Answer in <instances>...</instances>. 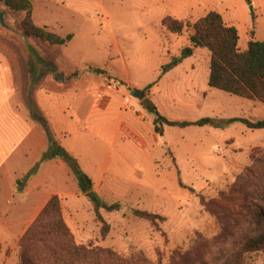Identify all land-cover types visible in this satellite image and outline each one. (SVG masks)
<instances>
[{
  "label": "rangeland",
  "instance_id": "rangeland-1",
  "mask_svg": "<svg viewBox=\"0 0 264 264\" xmlns=\"http://www.w3.org/2000/svg\"><path fill=\"white\" fill-rule=\"evenodd\" d=\"M28 1L36 27L61 38L70 34L72 39L64 46H50L26 36L20 29L24 14L0 5L6 24L14 31L0 27V163L9 159V168L19 163L16 167L20 172L25 160L20 155L12 156V147L24 135L29 113L34 118L40 115L57 145L67 131L69 142L75 140L76 148L84 151L95 142L88 134L78 140L74 124L83 130L86 103L97 99L102 106L107 95L115 94L107 91L108 84L115 86L116 92L121 89L140 107L144 102L133 98L132 90L143 91L153 103L162 67L178 60L188 45L187 33L173 35L161 26L166 17L194 23L215 11L226 25L237 30L241 51L246 49L250 31L255 40L264 41V0H254L256 8L252 0L250 5L245 0ZM180 64L158 82L161 87L164 81L163 89L175 96L170 106L162 102L168 118L263 120L264 106L256 109L243 99L208 86L206 49H196L192 58ZM191 94L195 113L189 104ZM107 125L103 131L111 133ZM150 138L154 140L150 147L154 149L155 171L151 166L149 171L150 162L143 169L156 175H148L144 201L132 199L120 182L122 192L102 198L107 204L118 203L122 207L119 212L101 209L100 221L92 217L78 229L73 223L75 215L65 216L73 227L68 230L77 245L102 250L99 264H223L244 243L264 231V222L257 218V213L264 216V129L249 130L240 123L187 130L171 127L163 139L153 132L148 133ZM183 144L188 148L192 145L187 161ZM50 172L57 174L45 181L47 191L61 189L58 168ZM29 173L20 184L0 181V264H20V240L49 201L29 217L31 209L27 206L32 192L25 193V189L37 174ZM221 194L230 195V199L227 206L222 203L215 209L221 205L216 202ZM130 210L157 215L163 221L152 224L132 216ZM82 211L84 214L85 209ZM102 223L107 228L103 235ZM249 262L264 264V252Z\"/></svg>",
  "mask_w": 264,
  "mask_h": 264
},
{
  "label": "trees",
  "instance_id": "trees-1",
  "mask_svg": "<svg viewBox=\"0 0 264 264\" xmlns=\"http://www.w3.org/2000/svg\"><path fill=\"white\" fill-rule=\"evenodd\" d=\"M251 0H245L250 5ZM0 5L5 6L9 11L22 13L24 17L20 22V29L26 36L33 37L40 42L50 46H64L72 39V35L64 38L38 28L32 21V4L28 0H0ZM161 26L170 34L181 36L187 33L188 45L181 51L180 58L162 67V74L180 64L181 61L190 58L196 49H206L209 53V75L208 86L228 95L250 102L264 105V41H257L253 31L249 32V39L245 50L238 47L239 37L237 30L226 25L221 16L211 11L194 23L180 22L170 17L162 20ZM96 73H102L95 70ZM149 85L147 87L150 88ZM143 108L153 116L154 132L162 136L164 127H205L221 128L233 123H240L249 130L264 129V119L250 121L240 118L228 120H215L210 118L200 119L195 122H171L165 119L157 111L156 107L149 101H143ZM48 137L50 147L42 156L40 163L60 159L66 163L75 175L81 192L90 203L95 217L100 221L99 211L119 212L121 206L118 203L105 204L91 191L90 179L81 172L76 161L61 149L51 138L46 122L36 116ZM39 164L29 173L37 172ZM28 175V176H29ZM242 183L244 179H240ZM248 184V182H245ZM230 195L221 194L216 202H221L215 209L227 206ZM206 209L209 206H205ZM132 216L147 220L154 224L163 219L157 215L149 214L139 210H130ZM257 218L264 222V216L257 213ZM101 234L106 232L104 223ZM102 234V235H103ZM20 264H99L102 259V250L91 245H77L66 227L62 215L58 197L49 199L44 209L39 214L34 225L25 233L19 243ZM264 252V231L254 238L249 239L239 248L230 259L223 264H249L256 254ZM108 253V252H107Z\"/></svg>",
  "mask_w": 264,
  "mask_h": 264
},
{
  "label": "crops",
  "instance_id": "crops-1",
  "mask_svg": "<svg viewBox=\"0 0 264 264\" xmlns=\"http://www.w3.org/2000/svg\"><path fill=\"white\" fill-rule=\"evenodd\" d=\"M252 2L254 8H256V2L254 0H252ZM192 56L190 58H192ZM180 65L181 64H179V66ZM164 76H166V73L157 80V87L155 88L156 97L153 98L152 103L161 116L166 114L163 110V104L167 102L168 106H170V102L175 101L174 94L163 89V87H166L164 81L161 83V87L158 84ZM141 92L143 93V91ZM186 93L188 94L187 91ZM148 98L149 96L146 95V97H144L143 93L142 100L149 101ZM243 101L255 108H262L264 106L255 102L246 100ZM79 102L83 105V101L79 99ZM193 102H195V98L191 94L189 104L192 107L191 111L195 113ZM86 106L88 107L85 111V117L82 119L84 126L83 130L78 129L77 124H74L76 128V138L80 140L82 134H88L93 137L95 144L90 145L89 143V146L84 148V151L79 150L76 148L74 143L75 140L73 143L69 142L71 136L69 135V132L64 130L66 133L64 132L61 134V143L60 141H57L58 145L76 161L81 172L90 179L92 183L91 191L101 200L102 198H108L110 194H116L118 191L122 192L124 189V191L127 192V195L132 196V199H141L144 201L146 193L145 184L147 183V180H149L148 175L151 174L152 178L156 175V172H154L155 174L150 172V174H148V172L143 169L148 162L151 163V165L148 164L149 171H151L150 166L152 167V170L155 166L154 152L152 151L154 149H151L150 147V143L154 142V140L153 138L148 139V133L153 132L154 135L163 139L166 129L171 127H164L162 136L157 135L154 132L153 116L142 106L140 107L135 100L125 97L121 89L120 91L118 90L115 92V94L107 95V97L103 100L102 106L100 101L97 99L96 101L86 103ZM161 110L164 111V113L160 112ZM93 113H96L97 115H94ZM15 114L19 113L15 112ZM31 115L33 114L29 113V121L26 122L23 116V120L25 122V133L21 137L20 141L16 145L13 144L12 147V149H14L12 150V156L15 154L20 155L25 160L21 163L22 171L20 172L18 167H16V165H20L19 163H15L16 165H11L9 168V164L7 163L8 159L6 162L4 161V163H0V181H16L17 184H20L25 174H28L35 168V166H37V164L40 163L42 156L50 147L48 137L42 126L39 125L38 120ZM163 117L171 122H195L200 120L192 119L191 121H183L179 119H172L170 117L168 118L167 115H164ZM107 119H109V122ZM71 120H73V117H71ZM73 122L76 123V120ZM106 123H108L107 126L111 127L109 129L111 130V133H109V131L106 132V129L103 131L102 127ZM39 126L41 128H39ZM194 128L197 127L177 129L187 130ZM200 128H208V126ZM105 133H108L107 138H104ZM138 137L142 142L139 141ZM122 138L124 140H122ZM158 141L159 140H157V142ZM100 145H102V148ZM183 145L186 147L184 156L187 161L189 158L188 156L192 155V145L189 146L190 148H188L186 144ZM21 147H24V149H20ZM52 168H58V173L61 176V189H57L56 187L55 189H52V192H48L44 183L45 181L51 180L48 176L57 174H52L50 172ZM36 173L37 174L31 177L28 181L25 189V193L26 191L27 193L32 192V201L27 206L31 209L29 211V217H32L40 207H43L51 197L56 196L61 203L63 221L69 230L73 227L66 221L65 216L70 218L75 215L73 223L77 229L79 227H84L87 224L86 220H91L92 217L95 218L93 209L87 201L85 195L81 192L75 175L64 161L60 159H52L42 162L40 163L39 169ZM2 177H4V179ZM120 182L123 183V189L119 188ZM34 193L36 195L33 196ZM117 199L119 201L120 198ZM102 202L104 201L102 200ZM83 208L85 209L84 214L82 211ZM79 219L83 221L77 222L76 220ZM79 238L81 241L82 237L80 236Z\"/></svg>",
  "mask_w": 264,
  "mask_h": 264
},
{
  "label": "water",
  "instance_id": "water-1",
  "mask_svg": "<svg viewBox=\"0 0 264 264\" xmlns=\"http://www.w3.org/2000/svg\"><path fill=\"white\" fill-rule=\"evenodd\" d=\"M249 11L250 14L253 15V7L252 5L249 7ZM0 27L3 28L4 30H7L9 32H14L11 28H9V26L6 24L5 22V14L3 11L0 10ZM31 54L34 57V52L31 49ZM133 98L138 99V100H142L143 98V93L141 91L138 90H132L131 94H130Z\"/></svg>",
  "mask_w": 264,
  "mask_h": 264
},
{
  "label": "built area",
  "instance_id": "built-area-1",
  "mask_svg": "<svg viewBox=\"0 0 264 264\" xmlns=\"http://www.w3.org/2000/svg\"><path fill=\"white\" fill-rule=\"evenodd\" d=\"M107 91H112V92H116V87L112 86L111 84L107 85Z\"/></svg>",
  "mask_w": 264,
  "mask_h": 264
}]
</instances>
